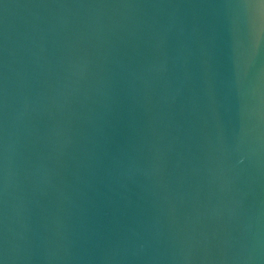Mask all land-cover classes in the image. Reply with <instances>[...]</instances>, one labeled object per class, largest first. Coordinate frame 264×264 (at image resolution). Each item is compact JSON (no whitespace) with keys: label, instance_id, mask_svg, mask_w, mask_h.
I'll return each mask as SVG.
<instances>
[{"label":"water","instance_id":"95a60500","mask_svg":"<svg viewBox=\"0 0 264 264\" xmlns=\"http://www.w3.org/2000/svg\"><path fill=\"white\" fill-rule=\"evenodd\" d=\"M0 264H264V4L0 0Z\"/></svg>","mask_w":264,"mask_h":264},{"label":"snow or ice","instance_id":"6c2138e0","mask_svg":"<svg viewBox=\"0 0 264 264\" xmlns=\"http://www.w3.org/2000/svg\"><path fill=\"white\" fill-rule=\"evenodd\" d=\"M248 6H253L254 0H246ZM260 3L264 4V0H260Z\"/></svg>","mask_w":264,"mask_h":264}]
</instances>
